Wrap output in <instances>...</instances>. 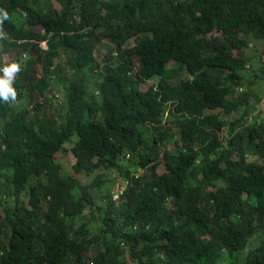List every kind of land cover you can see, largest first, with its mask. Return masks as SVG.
Segmentation results:
<instances>
[{
	"label": "trees",
	"instance_id": "16d2710c",
	"mask_svg": "<svg viewBox=\"0 0 264 264\" xmlns=\"http://www.w3.org/2000/svg\"><path fill=\"white\" fill-rule=\"evenodd\" d=\"M0 10V264H264V0Z\"/></svg>",
	"mask_w": 264,
	"mask_h": 264
},
{
	"label": "rangeland",
	"instance_id": "374dc122",
	"mask_svg": "<svg viewBox=\"0 0 264 264\" xmlns=\"http://www.w3.org/2000/svg\"><path fill=\"white\" fill-rule=\"evenodd\" d=\"M56 7L58 8V6L56 5ZM133 44L132 41H130L128 43V46H131ZM264 49L263 45L262 44H256V42H252L249 49H248V53H252L254 52L255 50H258V51H262ZM112 50V45L110 44H107V43H102L99 45V48H98V51H97V57L98 58H102V56L110 53ZM12 57L11 56H4V62H8L9 60H11ZM263 60H264V56H263ZM174 65L171 63V64H168V67H173ZM67 74H69L70 76L72 75V72L71 70H67ZM186 75V74H185ZM73 76V75H72ZM159 80L158 77L156 78H153L152 80L148 81L147 83H144V84H141L140 88L145 91L147 90V88L154 84L155 82H157ZM257 83H255V87L253 88V92H254V95H255V98L256 97H262L264 95V82H261L260 80L256 81ZM52 91V90H51ZM52 96L54 97V99H56L55 96H60L59 99L62 100V94L59 92L58 89H53L52 93L50 94L49 98H52ZM53 100V99H52ZM255 106H258L259 105V102H255L254 103ZM261 107V110H263V107ZM219 111H216L214 112L215 114L218 113ZM74 142V141H73ZM73 145V144H72ZM169 149L173 150V147L170 146ZM57 160L58 162L61 164V166L68 172L72 173V167L73 165L75 164L76 162V159L75 157L73 156L72 154V151H71V147H68L66 146L64 151L59 153L57 156ZM158 171L160 173H162L164 171V166L161 165L158 169Z\"/></svg>",
	"mask_w": 264,
	"mask_h": 264
},
{
	"label": "clouds",
	"instance_id": "9594fccd",
	"mask_svg": "<svg viewBox=\"0 0 264 264\" xmlns=\"http://www.w3.org/2000/svg\"><path fill=\"white\" fill-rule=\"evenodd\" d=\"M7 18V11L0 10V21L7 20ZM20 70L21 67L18 62H12L0 67V102H9L15 100L17 92L16 88L14 87V79L16 73H18ZM125 184L126 181H124V183L116 189V196L123 195ZM118 190H122V193H119Z\"/></svg>",
	"mask_w": 264,
	"mask_h": 264
},
{
	"label": "built area",
	"instance_id": "2783aa9c",
	"mask_svg": "<svg viewBox=\"0 0 264 264\" xmlns=\"http://www.w3.org/2000/svg\"><path fill=\"white\" fill-rule=\"evenodd\" d=\"M41 48H42V50H44V51L48 50V48H49V43H48L47 41L42 42V43H41ZM261 106L264 107V96H263V102H262V105H261ZM118 192H119V193H122V190H118Z\"/></svg>",
	"mask_w": 264,
	"mask_h": 264
}]
</instances>
